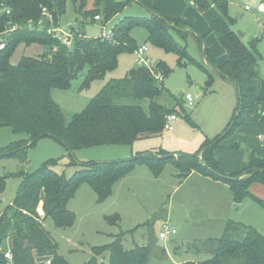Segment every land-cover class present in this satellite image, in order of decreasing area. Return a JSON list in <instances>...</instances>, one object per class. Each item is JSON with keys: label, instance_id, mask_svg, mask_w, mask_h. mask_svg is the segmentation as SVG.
<instances>
[{"label": "trees", "instance_id": "1", "mask_svg": "<svg viewBox=\"0 0 264 264\" xmlns=\"http://www.w3.org/2000/svg\"><path fill=\"white\" fill-rule=\"evenodd\" d=\"M67 1L0 0V9L5 10L0 14V43L4 42V47L0 49V126H10L14 132L26 136L0 149V158L18 156L24 160L27 149L43 137L53 138L72 149L131 144L136 139L160 134L165 128L167 116L174 113V108L155 101L163 92V84L147 67L139 66L131 69L123 78L108 80L83 111L73 114L70 120L51 97L53 89H69L72 81L81 73V89L89 87L96 79L105 78L118 65V57L122 52L138 48L131 33L136 27L147 30V40L152 45L175 52L180 60L188 59L200 65L174 37V32L182 38L188 37L189 30L183 32L174 24L178 22L186 27L187 22L143 0L139 2L149 8L151 14L148 17L127 16L114 26L110 38H89L84 34L77 36L73 45L67 47L46 31L40 30L37 24L44 19L43 9L49 11L57 22L66 11ZM77 1L73 0L74 4ZM187 1L203 13L211 32L227 53V60L218 64L211 49L204 44L205 36L197 37L207 62V65L201 66L208 74V83H211L212 70H215L236 85L238 109L232 121L214 141L205 142L198 155L142 152L116 161L80 163L82 167L70 177L52 169L50 164L55 162L54 159L32 173L20 171L17 175L22 180L14 200L0 215V245L10 240L12 260L0 252V264H70L58 253V244L44 229L43 220L52 217L59 227L72 226L75 215L69 210L68 202L82 183H88L96 192L98 200L104 201L111 195L114 183L136 164L147 165L159 177L165 165L171 161L184 172L185 178L192 172H199L227 183L237 204L252 198L264 206V199L250 190L254 183L264 184V156L254 151L249 165L230 176L225 175L215 158V150L221 142L255 112L259 101L264 102V82L258 94L253 89V80L259 76V39H253L247 45L233 29L235 18L229 12L230 0ZM95 3L94 7L84 9V16L95 21V16L101 15L103 23H106L122 12L128 0H95ZM13 26L15 29L12 30ZM22 43H37L47 47L50 52L39 56H23L17 64H13L11 57ZM155 70L161 72L164 80L170 72V66L166 61L159 60ZM145 98L150 99L148 111L138 104L118 102ZM261 119L264 122V112ZM4 187L5 176H0V190ZM39 207L43 215L39 214ZM109 220H118V216L109 217ZM124 236L125 233H120L111 244L94 246L95 255L84 264H148L154 246L137 244L127 248L123 244ZM207 241L216 242L207 252L210 257L178 264H264V234L251 225L229 221L220 237ZM107 251L108 261L99 260L98 256ZM196 251L199 254L202 252L200 249ZM156 253L154 255L160 261L167 258L165 249Z\"/></svg>", "mask_w": 264, "mask_h": 264}, {"label": "rangeland", "instance_id": "2", "mask_svg": "<svg viewBox=\"0 0 264 264\" xmlns=\"http://www.w3.org/2000/svg\"><path fill=\"white\" fill-rule=\"evenodd\" d=\"M260 3L261 0H230L229 6L230 15L235 18L233 29L241 35L247 45L256 35L260 36L258 39L263 38L257 43L260 53L259 76L253 80V89L257 94L264 82V14L257 12ZM95 4V0H78L75 4L73 0H68L65 13L52 25L64 27L68 23L84 22L86 36L99 37L104 32L103 24L92 21L83 14L84 9L92 8ZM245 4L250 5L251 10H246ZM4 11L1 8L0 14ZM150 14L149 8L142 2L128 0L122 12L106 22L105 28L114 27L127 16L148 17ZM174 24L186 32L187 27L183 24L178 22ZM131 33L138 47L144 45L148 47L145 57L154 73L159 60L166 61L170 66V72L164 80L159 81L163 84V92L155 101L174 108L173 112L178 115L177 121L171 123L174 129L164 128L158 135L139 138L131 144H104L72 149L66 148L53 138L43 137L27 149L28 154L24 160L18 156L0 158V176H5V187L0 190V215L14 200L22 180L17 175L20 171L32 173L54 159L55 162L50 164L52 169L58 174L70 177L83 163L116 161L142 152L159 154L167 152L174 153L175 156L183 153L198 155L203 144L214 141L232 121L238 109L236 85L215 70H212L213 78L211 83H208V74L201 66L207 65V62L197 37L191 34L182 38L174 32L175 39L200 65L188 59L180 60L175 52H168L152 45L147 40V30L142 27L134 28ZM211 50L216 60L220 62L218 52L214 49L217 52L215 53L212 48ZM49 52L47 47L40 44L22 43L14 51L11 62L17 64L23 56H39ZM139 66L136 50L124 51L118 57V65L109 71L105 78L96 79L89 87L81 89L80 84L83 81L81 73L72 81L69 89L55 88L51 92V97L63 109L67 120H70L73 114L83 111L108 80L123 78L131 69ZM197 89L201 90V93H197ZM180 92L184 94L181 96ZM187 93L193 95V106L186 104L184 95ZM126 102L141 105L145 111L149 110L148 98L131 99ZM263 112L264 102L259 101L255 112L216 149V161L226 176L233 175L240 168L243 169V165L250 161L254 151L264 156V122L261 119ZM259 135L262 138H259ZM25 137L24 134L14 132L10 126H0V149H5L11 142ZM199 157L202 159L201 153ZM183 174L184 172L171 161L165 165L159 177L146 165L135 166L114 183L111 195L104 201L98 200L96 192L88 183H82L68 202L69 210L75 215L73 225L59 227L52 217H46L43 220V227L58 244V253L70 264H84L95 255L94 246L109 245L120 233H125L123 244L127 248H133L137 244L154 246L155 250L148 264L174 263V260L184 263L185 259L190 258L185 255L189 251L193 260L207 259L211 256L207 253L208 250L216 245L215 241L207 240L220 237L229 221L251 225L264 234L262 204L252 198L237 204L233 201L227 183L211 185L214 182L204 180L206 178L198 173L189 178H185ZM256 189L264 192V187L260 183L252 184L250 187L254 193ZM186 214L190 215V218L187 217L190 223L183 221L186 220ZM167 215H170L171 223L176 226L178 233L173 235L172 240L164 242L159 237V232L167 220ZM112 216H118V220H109ZM9 245L10 240L5 241L0 245V252L5 253L9 250ZM166 248L170 249L172 256ZM163 249L169 256L168 260L160 261L154 254ZM197 249L202 252L198 254ZM175 252L179 253V256L182 254L183 258L174 255ZM108 258V251L98 256L99 260L105 262Z\"/></svg>", "mask_w": 264, "mask_h": 264}, {"label": "crops", "instance_id": "3", "mask_svg": "<svg viewBox=\"0 0 264 264\" xmlns=\"http://www.w3.org/2000/svg\"><path fill=\"white\" fill-rule=\"evenodd\" d=\"M136 1V0H135ZM139 1V0H137ZM149 4H151L153 7H155L156 9H163V10H166L168 12H171L177 16H180L184 19V21L187 22V30H189V35L190 36L191 34H193V36L195 37H198L199 35L201 36H205V39H204V44L206 46L210 45V47L213 49V51L215 52V50L218 52H215L217 53L218 55H220V62L217 60V63L218 64H221L223 62H225L227 60V53L224 49V47L219 43V41L217 40L215 34L213 32H211V29H210V25L209 23L207 22L206 18L204 17L203 13L200 12L193 3H187L189 1L187 0H143ZM247 4H245L246 6ZM251 10V8H250ZM258 13L262 14L261 12H259L257 10ZM242 15H240L241 17ZM84 24V23H83ZM264 26V25H263ZM190 27H194L193 29L190 28ZM86 27H84L85 29ZM264 30V29H263ZM257 37L260 38V36L256 35L254 36L253 39H258ZM263 39V38H262ZM262 39H259L262 40ZM208 44V45H207ZM209 47V46H208ZM209 47V48H210ZM210 48V49H211ZM215 49V50H214ZM212 51V50H211ZM213 53V52H212ZM213 55L215 56V54L213 53ZM224 59V60H223ZM223 60V61H222ZM198 90V89H197ZM199 93H201V90H199ZM131 99H124L123 103H131V102H126V101H129ZM177 114V113H176ZM178 116V115H177ZM178 119V118H177ZM177 121V120H175ZM174 121V122H175ZM259 138H262L261 135H259ZM216 151V150H215ZM176 155V154H175ZM178 155V154H177ZM250 159H251V156H250ZM250 161H247L243 166L244 168L247 167L249 165ZM141 165H145V164H136L135 166H141ZM134 166V167H135ZM147 166V165H146ZM242 166V167H243ZM133 167V168H134ZM243 168V169H244ZM241 170V168H240ZM240 170H237V171H240ZM200 174L203 178H206L204 180L206 181H209V182H214V183H211V185H214V184H217V183H221V181H218V180H215L213 179L212 177H209V176H205L199 172H192L189 176H187L186 178H189L190 176H193L194 174ZM205 181V182H206ZM255 184V183H254ZM259 184V183H258ZM227 185V184H226ZM263 187H264V184H261ZM206 186V185H205ZM229 186V185H228ZM252 186V185H251ZM208 187V186H207ZM206 188V187H205ZM203 189V188H202ZM256 192V195H260V196H263L264 197V192L262 191H258L257 189L255 190ZM254 193V192H253ZM254 193V194H255ZM233 198V196H232ZM264 199V198H263ZM234 201V200H233ZM241 204V203H240ZM188 218H190V215L186 214L185 215V218L186 220H183L185 221L186 223L189 221ZM191 221H189L190 223ZM170 224L171 227L175 228L176 229V226L174 224L171 223V218H170V215H167V220L164 221L163 224ZM131 230V229H130ZM177 230V229H176ZM177 233H178V230H177ZM176 233V234H177ZM175 234V235H176ZM183 238V237H182ZM149 239V238H148ZM172 240V237L170 238ZM169 241V240H168ZM166 241V242H168ZM165 242V241H164ZM9 247L11 248V245H9ZM167 249V248H166ZM167 251L169 252V255H171V251L170 249L168 248ZM167 252V254H168ZM190 251L185 253V255H188L190 258H187L185 259L184 261H187V260H193V256L191 257L190 256ZM199 254V253H198ZM167 255V257L169 256ZM174 255L178 256V257H182V254L181 256H179V253H174ZM183 258V257H182ZM166 260H168V258H166ZM195 261H199V259H196ZM174 263L178 264V263H182V262H177L174 260Z\"/></svg>", "mask_w": 264, "mask_h": 264}, {"label": "built area", "instance_id": "4", "mask_svg": "<svg viewBox=\"0 0 264 264\" xmlns=\"http://www.w3.org/2000/svg\"><path fill=\"white\" fill-rule=\"evenodd\" d=\"M250 8H251V6L248 4L245 6L246 10H250ZM257 10L264 14V3H260L257 6ZM7 13H9L8 10H7ZM43 16H44V19H41L37 23L39 29L46 31L47 34H49L53 38L57 39L62 44L66 45L67 47H71L73 45V42L77 36H84V34H86L85 29L83 28V22H80V21L77 22L76 21L75 23H68L64 27L63 26H56L55 27L54 25H52V23L54 22V17L49 11H47L46 9H43ZM95 21L103 24L104 32L101 35L102 37L110 38L113 35L114 27L105 28L106 23H103V18L101 15H96ZM11 29L12 30L15 29V26H13V28H11ZM3 47H4V42L0 43V49H2ZM147 51H148V47L146 45L138 47L136 49L137 61L139 62L140 66L147 67L154 73L152 67L149 65V63L145 57ZM154 75L156 76V78L159 81L163 80V76H162L161 72L156 71V73H154ZM184 97L187 101L186 104L188 106L194 105V98H193V95L191 93L185 94ZM177 118H178V116L176 113H172V114L168 115L167 119H166V123H165V128L167 130L174 129V126L171 123L174 122L175 120H177ZM38 212L41 215L43 214L41 207H39ZM176 233H177V230L175 228H173L169 224L165 223L162 225V229L159 232V237L163 241H168ZM5 257L10 261L12 260L11 249H9L5 252Z\"/></svg>", "mask_w": 264, "mask_h": 264}, {"label": "water", "instance_id": "5", "mask_svg": "<svg viewBox=\"0 0 264 264\" xmlns=\"http://www.w3.org/2000/svg\"><path fill=\"white\" fill-rule=\"evenodd\" d=\"M243 35V33H242ZM197 93H199V90L196 91ZM184 93L183 92H180V95L182 96Z\"/></svg>", "mask_w": 264, "mask_h": 264}]
</instances>
